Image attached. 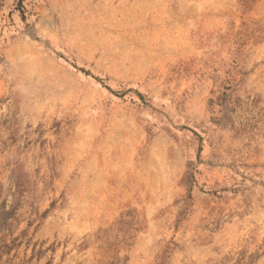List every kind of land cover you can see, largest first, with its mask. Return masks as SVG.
<instances>
[{
  "label": "rangeland",
  "instance_id": "rangeland-1",
  "mask_svg": "<svg viewBox=\"0 0 264 264\" xmlns=\"http://www.w3.org/2000/svg\"><path fill=\"white\" fill-rule=\"evenodd\" d=\"M0 264H264V0H0Z\"/></svg>",
  "mask_w": 264,
  "mask_h": 264
}]
</instances>
